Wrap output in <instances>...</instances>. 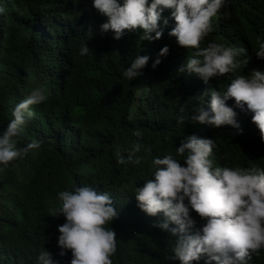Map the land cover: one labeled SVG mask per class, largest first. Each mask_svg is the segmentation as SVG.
<instances>
[{"label":"trees","instance_id":"1","mask_svg":"<svg viewBox=\"0 0 264 264\" xmlns=\"http://www.w3.org/2000/svg\"><path fill=\"white\" fill-rule=\"evenodd\" d=\"M0 9V129L12 105L33 88L46 95L31 106L33 115L18 142L22 146L36 139L40 148L0 171V264H36L43 248L54 264H69L70 250L61 257L57 246V226L65 218L53 217L49 209L58 206V191L82 184L107 191L118 210L109 224L116 234L112 264H178L171 258L174 237L154 226L159 215L148 216L137 207L133 188L151 178L153 156L174 153L192 134L214 140V165L264 166L259 130L251 113L236 109L233 99L226 104L234 108L239 129L190 119L201 103L208 107L210 96L202 102L201 93L223 90L234 74L264 71V59L253 52L257 37L264 39V0H227L212 18V31L201 46L214 40L243 48L246 52L237 58H245V64L237 73L206 83L178 71L193 50L167 35L174 23L167 9L161 14L162 20L168 18L161 25L164 32L151 42L139 39V29L120 39L111 30L101 32L106 17L91 0H0ZM83 42L90 51L81 56ZM164 45L168 53L151 67ZM138 54L149 57L140 75L132 81L122 78ZM178 117H183L179 123ZM133 143L140 145L139 164L126 160ZM117 154L126 162L117 164ZM190 215L199 228L203 220L195 212ZM246 264H264V249L252 253Z\"/></svg>","mask_w":264,"mask_h":264},{"label":"clouds","instance_id":"2","mask_svg":"<svg viewBox=\"0 0 264 264\" xmlns=\"http://www.w3.org/2000/svg\"><path fill=\"white\" fill-rule=\"evenodd\" d=\"M226 3L227 0H91L93 8L106 17L99 30H111L114 39L138 29L140 40L160 39L164 32L161 25L168 23V18L161 19V14L169 10L174 23L167 35L178 46L193 50L178 71L193 73L205 83L212 77L237 73L241 64H245V58H237L246 52L243 48L214 40L201 46L212 31V18ZM89 51L86 42L81 43L79 55ZM168 51L167 45L162 46L151 67L155 68ZM253 52L258 59H264V39L257 37ZM148 59L147 54L135 55L121 77L134 80ZM205 96H210L207 109L201 103L190 116L191 121L239 129L234 108L226 104L231 98L236 109L251 113V121L264 143V71L234 74L223 90L209 89L198 99L203 102ZM45 100L44 91L36 87L12 105L10 118L0 129V171L40 148L36 139L22 146L18 142L27 118L33 115L31 106ZM180 110L183 111V106ZM182 119L178 117L177 122ZM214 147L213 139L195 134L184 137L174 153L153 156L151 178L133 188L137 207L148 216L159 215L161 219L154 226L174 237L170 244L171 258L178 264H193L201 259L203 264H246L252 253L264 249V166L214 165L211 159ZM139 149V143H133L126 160L139 164L141 158L136 155ZM126 160L117 154V164ZM56 196L58 206L49 212L53 217L65 218L57 226L58 255L62 257L65 250H70L69 264H112L116 234L109 224L118 210L109 193L82 184L60 190ZM190 211L203 220L199 228L195 227ZM36 264H54L52 254L43 248L36 256Z\"/></svg>","mask_w":264,"mask_h":264}]
</instances>
